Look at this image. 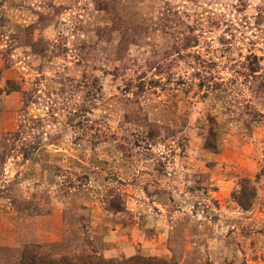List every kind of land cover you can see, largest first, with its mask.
<instances>
[{
	"label": "rangeland",
	"instance_id": "rangeland-1",
	"mask_svg": "<svg viewBox=\"0 0 264 264\" xmlns=\"http://www.w3.org/2000/svg\"><path fill=\"white\" fill-rule=\"evenodd\" d=\"M0 88V264H264V0H0Z\"/></svg>",
	"mask_w": 264,
	"mask_h": 264
},
{
	"label": "trees",
	"instance_id": "trees-1",
	"mask_svg": "<svg viewBox=\"0 0 264 264\" xmlns=\"http://www.w3.org/2000/svg\"><path fill=\"white\" fill-rule=\"evenodd\" d=\"M8 85L7 92H13L16 89L10 83ZM3 93V90L0 88V95ZM263 168H264V161H263ZM256 197L255 187L250 181L243 180L239 183V190L236 191L232 198L234 199L235 203L243 210L247 211L253 205V200ZM33 250H24L20 256V264H114L112 261H104L101 258L95 257L93 255H83L81 256V260H77L74 263L69 262L66 258L62 259H52L49 258L47 254H42L41 256H34L31 253ZM137 259L133 258L127 261V263L121 264H131V262L136 263Z\"/></svg>",
	"mask_w": 264,
	"mask_h": 264
},
{
	"label": "crops",
	"instance_id": "crops-1",
	"mask_svg": "<svg viewBox=\"0 0 264 264\" xmlns=\"http://www.w3.org/2000/svg\"><path fill=\"white\" fill-rule=\"evenodd\" d=\"M115 252L116 251H114V249L112 247H110L108 250L104 251V255L107 256V257H110V256L115 255ZM142 252H144L143 248H142Z\"/></svg>",
	"mask_w": 264,
	"mask_h": 264
}]
</instances>
